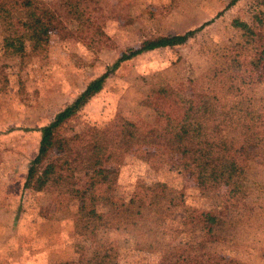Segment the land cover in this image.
<instances>
[{
	"label": "rangeland",
	"instance_id": "1",
	"mask_svg": "<svg viewBox=\"0 0 264 264\" xmlns=\"http://www.w3.org/2000/svg\"><path fill=\"white\" fill-rule=\"evenodd\" d=\"M100 1L84 31L66 22L46 46L22 58L4 52L0 31V264H53L77 257L83 239L73 235L74 224L84 199L22 189L27 165L36 154L34 128L50 120L127 48L210 22L181 46L144 52L122 63L70 125L79 119L101 126L123 117L162 128L176 109L160 87L179 91L191 82L222 102L246 94L257 108L256 99L264 97V84L242 83L235 77L241 73L228 65L231 57L243 63L253 54L255 45L246 44L242 35L246 28L262 32L257 22L264 12L262 0L232 5L231 0ZM142 150L110 154L117 184L99 191L97 198L108 195L113 209L137 212L150 201L157 204V184H165L162 202L171 208L162 214L142 210L143 217L132 218L137 224L129 220L112 233L116 264H170L174 246L180 245L233 264H264L263 166L251 164L238 178L249 188L247 198L239 199L228 189L199 192L173 167L182 165L176 154ZM80 178L77 188L83 192L87 179ZM204 211L215 214L219 225L205 223Z\"/></svg>",
	"mask_w": 264,
	"mask_h": 264
},
{
	"label": "trees",
	"instance_id": "2",
	"mask_svg": "<svg viewBox=\"0 0 264 264\" xmlns=\"http://www.w3.org/2000/svg\"><path fill=\"white\" fill-rule=\"evenodd\" d=\"M236 1L231 0L229 4ZM100 2L0 0L1 46L6 54L22 58L46 46L66 22L77 24L84 31ZM261 3L264 8V0ZM257 22L262 32L255 33L246 28L242 35L246 44L255 45L249 60L242 63L234 56L228 64L241 73L235 77L242 83L253 80L264 84V12L259 13ZM208 23L183 34L158 36L127 48L50 120L34 128L38 135L36 154L27 165L23 191H47L84 199L74 224L73 235L83 239L77 257L53 264H116L118 251L110 241L112 233L124 222L143 217L142 210L162 214L163 209L171 208L162 202L165 184H157L158 203L150 201L147 206L137 207V212L113 209L108 195L97 198L99 191L112 189L117 184V168L110 157L114 151L124 156L142 149V152L149 148L165 149L178 156L182 165L173 167L188 176L199 192L209 194L228 189L239 199L247 198L249 188L238 178L251 164L264 167V97L256 99L259 102L257 108L252 106L253 99L246 94L230 103L222 102L199 91L191 82L179 91L174 87H160L162 95L176 109L171 116L165 117L162 128L149 124L140 126L123 117L113 118L101 126L79 119L70 125L122 63L144 52L181 46ZM78 177L87 179L83 192L77 188ZM201 215L211 228L219 225V218L212 212L204 211ZM132 221L138 223L136 219ZM174 251L170 264H233L228 258L200 252L193 246H174ZM182 251L188 252L187 255L184 256Z\"/></svg>",
	"mask_w": 264,
	"mask_h": 264
}]
</instances>
